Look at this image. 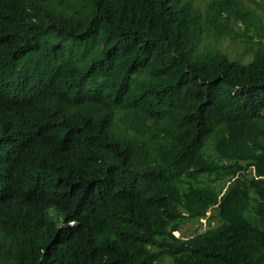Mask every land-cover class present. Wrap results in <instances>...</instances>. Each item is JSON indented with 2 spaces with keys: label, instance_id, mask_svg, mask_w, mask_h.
I'll use <instances>...</instances> for the list:
<instances>
[{
  "label": "trees",
  "instance_id": "obj_1",
  "mask_svg": "<svg viewBox=\"0 0 264 264\" xmlns=\"http://www.w3.org/2000/svg\"><path fill=\"white\" fill-rule=\"evenodd\" d=\"M163 257L264 264V1L0 0V264Z\"/></svg>",
  "mask_w": 264,
  "mask_h": 264
},
{
  "label": "rangeland",
  "instance_id": "obj_2",
  "mask_svg": "<svg viewBox=\"0 0 264 264\" xmlns=\"http://www.w3.org/2000/svg\"><path fill=\"white\" fill-rule=\"evenodd\" d=\"M193 3L197 6H200L203 3V0H192ZM264 0H256L257 3H261ZM222 50H229V51H234V54L236 58H243L245 55L249 57L248 54H245L241 46H237L236 49L232 47V44L225 40L222 43V46H220ZM216 223L213 222L211 223V226H214ZM208 225V222L206 223V227ZM205 227V228H206ZM202 227L199 225V221L197 218H192L187 220L181 227V230L179 232H175L174 235L179 238H188L192 235H195L197 233L202 232ZM158 264H172L171 259L169 257H163Z\"/></svg>",
  "mask_w": 264,
  "mask_h": 264
},
{
  "label": "clouds",
  "instance_id": "obj_3",
  "mask_svg": "<svg viewBox=\"0 0 264 264\" xmlns=\"http://www.w3.org/2000/svg\"><path fill=\"white\" fill-rule=\"evenodd\" d=\"M210 216V212L208 211L206 213V216L205 217H201V218H198V221H199V225L203 228L202 229V232H204L205 230L208 229V225L206 227V223L208 222V217ZM212 223V222H211ZM211 223H210V226H211ZM206 227V228H205Z\"/></svg>",
  "mask_w": 264,
  "mask_h": 264
}]
</instances>
